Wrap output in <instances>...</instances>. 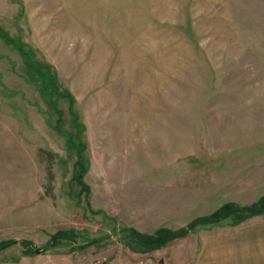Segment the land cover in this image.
<instances>
[{
	"label": "rangeland",
	"instance_id": "1",
	"mask_svg": "<svg viewBox=\"0 0 264 264\" xmlns=\"http://www.w3.org/2000/svg\"><path fill=\"white\" fill-rule=\"evenodd\" d=\"M263 195L264 0H0V264H195L255 216L122 230Z\"/></svg>",
	"mask_w": 264,
	"mask_h": 264
},
{
	"label": "trees",
	"instance_id": "2",
	"mask_svg": "<svg viewBox=\"0 0 264 264\" xmlns=\"http://www.w3.org/2000/svg\"><path fill=\"white\" fill-rule=\"evenodd\" d=\"M6 38V35L4 36ZM9 39V38H7ZM11 40V38H10ZM19 44H15L18 46ZM19 48V47H18ZM22 57L28 62L33 71L37 74V78L43 83L46 84L45 75L39 67L38 63L34 62L31 58V55L28 51L23 48H19ZM75 153H77L78 160L75 163V168H77V173L74 174V180L77 181L80 185L83 184L82 175L83 164L81 162V150H76L73 147ZM84 185V184H83ZM86 186V185H85ZM87 190V189H86ZM89 189L87 190V192ZM264 214V195L261 196L256 202L248 206H239L233 202L224 203L211 214L197 217L193 219L185 228L179 230H171L169 228L159 229L151 234L140 232L132 227H124L122 232H129L132 235V244L134 247H131L132 250L147 253L164 248L169 242L182 238L185 234L195 230L197 228L207 227L212 224H221L226 219L231 221L232 225H236L245 221L246 219Z\"/></svg>",
	"mask_w": 264,
	"mask_h": 264
},
{
	"label": "crops",
	"instance_id": "3",
	"mask_svg": "<svg viewBox=\"0 0 264 264\" xmlns=\"http://www.w3.org/2000/svg\"><path fill=\"white\" fill-rule=\"evenodd\" d=\"M255 218L245 226L227 230L229 226L220 225L213 233L207 232L195 264H264V214Z\"/></svg>",
	"mask_w": 264,
	"mask_h": 264
},
{
	"label": "water",
	"instance_id": "4",
	"mask_svg": "<svg viewBox=\"0 0 264 264\" xmlns=\"http://www.w3.org/2000/svg\"><path fill=\"white\" fill-rule=\"evenodd\" d=\"M40 253H42V251H40V250H38V249H35V250L32 252V254H34V255H36V254H40Z\"/></svg>",
	"mask_w": 264,
	"mask_h": 264
}]
</instances>
